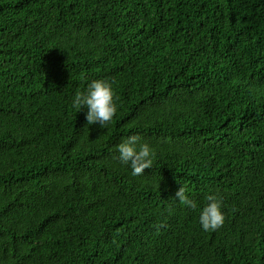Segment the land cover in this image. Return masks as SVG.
<instances>
[{
  "label": "trees",
  "instance_id": "obj_1",
  "mask_svg": "<svg viewBox=\"0 0 264 264\" xmlns=\"http://www.w3.org/2000/svg\"><path fill=\"white\" fill-rule=\"evenodd\" d=\"M97 79L105 128L72 106ZM0 264H264V0H0Z\"/></svg>",
  "mask_w": 264,
  "mask_h": 264
},
{
  "label": "clouds",
  "instance_id": "obj_2",
  "mask_svg": "<svg viewBox=\"0 0 264 264\" xmlns=\"http://www.w3.org/2000/svg\"><path fill=\"white\" fill-rule=\"evenodd\" d=\"M76 109H87L86 122L88 125L99 124L105 128L111 123L117 113L115 93L111 82L105 79L93 80L87 85L86 91H77L72 101ZM140 137L131 135L124 139L117 147L118 158L121 164L129 165L133 176L142 175L153 164L154 150L148 143H140ZM181 205L195 210L197 203L187 194L183 185L175 193V198ZM206 201L199 215V223L204 231H215L222 227L224 214L222 212V198L217 195L206 196ZM164 224L156 225L157 230Z\"/></svg>",
  "mask_w": 264,
  "mask_h": 264
},
{
  "label": "bare ground",
  "instance_id": "obj_3",
  "mask_svg": "<svg viewBox=\"0 0 264 264\" xmlns=\"http://www.w3.org/2000/svg\"><path fill=\"white\" fill-rule=\"evenodd\" d=\"M126 104V103H125Z\"/></svg>",
  "mask_w": 264,
  "mask_h": 264
}]
</instances>
